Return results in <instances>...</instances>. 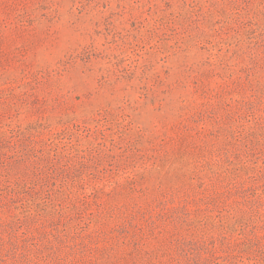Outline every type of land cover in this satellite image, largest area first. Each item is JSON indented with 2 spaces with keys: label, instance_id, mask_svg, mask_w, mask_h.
Masks as SVG:
<instances>
[{
  "label": "rangeland",
  "instance_id": "1",
  "mask_svg": "<svg viewBox=\"0 0 264 264\" xmlns=\"http://www.w3.org/2000/svg\"><path fill=\"white\" fill-rule=\"evenodd\" d=\"M0 264H264V0H0Z\"/></svg>",
  "mask_w": 264,
  "mask_h": 264
}]
</instances>
